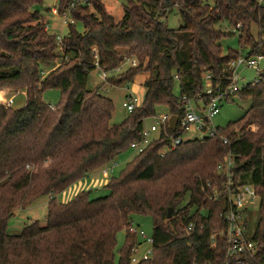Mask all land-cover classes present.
<instances>
[{
  "label": "trees",
  "instance_id": "obj_1",
  "mask_svg": "<svg viewBox=\"0 0 264 264\" xmlns=\"http://www.w3.org/2000/svg\"><path fill=\"white\" fill-rule=\"evenodd\" d=\"M75 1L57 0L55 6L70 20L60 49L43 15L33 9L43 0H0V99L4 89L25 93L19 109L0 105V264H115L116 255V264H131L141 245L129 232L133 215L150 217L153 226L152 260L138 264H225L224 239L216 237L214 249L210 245L211 236L225 229V201L211 196L222 183L216 168L227 155L234 179L256 187L260 197L252 228L253 214L247 221L256 252L246 260L264 264V70L255 83L226 99L251 105L237 121L216 127L215 137L185 139L171 149V137L181 133L161 128L118 177L108 180L106 196L90 199L87 189L67 203L56 201L139 142L143 121L158 108L180 120L183 97L197 108L205 105L204 75L212 90L223 92L231 81V61L241 53L264 57V5L259 0H126L116 21L101 0L71 8ZM174 9L182 24L169 29L166 17ZM232 36L238 50H225L220 43ZM126 58L136 65L103 82L120 87L145 75L143 99L111 126L112 101L99 94L100 86L87 89V79L97 67L110 72ZM53 89L60 91V101L51 110L42 95ZM42 197L48 199L44 225L28 222L9 233L13 213ZM121 230L126 235L117 251Z\"/></svg>",
  "mask_w": 264,
  "mask_h": 264
},
{
  "label": "built area",
  "instance_id": "obj_2",
  "mask_svg": "<svg viewBox=\"0 0 264 264\" xmlns=\"http://www.w3.org/2000/svg\"><path fill=\"white\" fill-rule=\"evenodd\" d=\"M91 0H76L70 5L72 8L75 3L87 4ZM264 5V0H259ZM52 12L56 15V9L53 8ZM63 18V22L67 19V13L64 12L60 15ZM46 29L47 25H46ZM62 35H56V43L59 48H62ZM264 57L257 55L255 57H247L245 54H240L235 60L231 61L228 65V69L231 72V81L229 86L223 91L212 90L209 75L203 76L204 92L209 97V101L200 107H196V103L186 97L182 98L184 114L182 118L177 120L175 129L178 128L181 136L171 137L170 147L175 148L182 141L189 132L195 131L200 133L199 140L204 138H213L217 135L216 127L211 124V119L215 117L221 108V104L226 101L228 97L240 92L238 84L244 82L245 78L238 74L240 67L244 69H250L256 75V78L250 84L257 81L260 74L263 72L264 67L262 62ZM136 61L131 58H126L119 68H116L110 72H104L98 67L96 69L98 77L102 81H106L107 78L115 76L121 73V69L124 66L134 67ZM97 66V65H96ZM142 98H138L133 95L125 96L121 103V107L126 113H132L142 103ZM51 110L54 107L50 106ZM172 115L169 113L156 115L151 118L152 123L147 124L143 121V128L141 132V140L137 143H133L130 146V151L133 154L141 153L145 147L150 143L151 139L161 128L169 127V119ZM185 135V136H184ZM224 145L228 144L225 138H222ZM233 160L227 155L223 158L222 162L218 164L216 168L217 174L222 178V183L219 189L213 191L211 198L218 200L222 198L225 201V211L222 214V220L225 224L224 231L219 234L211 236L212 249L215 248L216 237L223 238L226 244V262L225 264H250L246 259L252 258L256 252V245L251 240V234L248 232L247 221L251 214L257 210L260 197L258 195L256 187L253 185L245 184L240 185L237 180L234 179L232 173ZM107 177V171L102 172ZM63 193H67L63 192ZM64 195V194H63ZM75 196V195H74ZM191 230V225L188 227ZM131 234L137 235L141 240V245H138L134 250L131 257V264H138L140 262H150L152 260L153 252V240L151 237H147L142 231H138L134 226L130 228ZM145 245L146 249L142 254L138 255V249Z\"/></svg>",
  "mask_w": 264,
  "mask_h": 264
},
{
  "label": "rangeland",
  "instance_id": "obj_3",
  "mask_svg": "<svg viewBox=\"0 0 264 264\" xmlns=\"http://www.w3.org/2000/svg\"><path fill=\"white\" fill-rule=\"evenodd\" d=\"M106 11L109 12L116 21L120 20L123 14V5H125L126 0H101ZM57 4V0H43L41 5L35 6L33 9L39 11L47 24L48 32L52 35H62L65 36L68 31V24L70 23L69 19L63 22V18L60 15L52 14L53 8H55ZM182 24L178 11L174 9L171 11L169 15L166 17V25L169 29H177ZM76 30L79 33L83 32V26L79 23L75 24ZM222 47L226 50L227 48L232 50H238L237 45V37L232 36L228 37L221 41L220 43ZM262 66L264 67V61L262 62ZM127 66H124L121 69V72ZM238 74L241 77L245 78L244 82H240L238 84V88L240 92L248 85L250 82L256 78L254 72L250 69H244L240 67L238 69ZM145 75L137 76L136 80L132 84H124L120 87L110 86L107 83H104L97 75V71L92 72L87 79V89L93 90L96 87L100 86L99 94L102 97L108 98L113 103V113L111 115V120L109 124L117 125L119 124L126 116V112L121 107V103L124 100L125 96L133 95L138 98L143 97L144 88L142 86V81L145 79ZM104 83V84H103ZM2 96L0 99V105L5 106L11 109H19L23 107L25 104V93L24 90L17 91L14 89H4L2 90ZM173 93L177 96L179 93L178 86H175ZM42 101L46 105H50L51 107H56L60 101V91L53 89L48 90L43 93ZM250 101H241L238 97H234L231 102H223L221 104V108L219 113L211 119V124L214 127L224 129L229 123L237 121L245 111L250 107ZM157 115L166 114V110L164 108L157 109ZM153 120H147V124L150 125ZM185 136V135H184ZM200 133L192 131L187 134L184 139H199ZM133 158L132 151H126L125 153L119 155L112 164L107 166L105 169L107 171V177L105 178L102 171L97 170L88 174V176L83 179L84 183H76L74 186L67 189V193H62L56 197V201L58 203H67L69 202L74 195L79 193L80 191H91L90 199H98L106 196L108 191L104 189V186L108 182L109 179L118 177L120 172L124 169L126 163H128ZM50 164L49 161L46 163ZM92 181H95L93 184ZM84 184V186H83ZM82 189V190H80ZM64 194V195H63ZM48 199L46 197H42L32 205L24 208L23 210H16L13 213V217L8 222V232L11 234L19 232L24 225L28 222L37 221L40 226H43L45 223V215H46V204ZM252 214L251 219V228L254 225L255 221V213ZM131 223L138 230L142 231L147 237L152 236L153 226L150 217L141 216V215H133L131 217ZM125 231L121 230L116 235V250L118 251L124 245L125 240ZM146 249L145 245H142L138 249V255L142 254V252ZM118 256H115V264L117 263Z\"/></svg>",
  "mask_w": 264,
  "mask_h": 264
},
{
  "label": "water",
  "instance_id": "obj_4",
  "mask_svg": "<svg viewBox=\"0 0 264 264\" xmlns=\"http://www.w3.org/2000/svg\"><path fill=\"white\" fill-rule=\"evenodd\" d=\"M177 120L178 119H177L176 116H171V118L169 119V128L171 130H175V126H176ZM171 214H172V210L169 208L168 211H167V219L171 218Z\"/></svg>",
  "mask_w": 264,
  "mask_h": 264
},
{
  "label": "crops",
  "instance_id": "obj_5",
  "mask_svg": "<svg viewBox=\"0 0 264 264\" xmlns=\"http://www.w3.org/2000/svg\"><path fill=\"white\" fill-rule=\"evenodd\" d=\"M52 12V11H51ZM52 14H54L53 12H52ZM54 15H56V14H54ZM136 80V79H135ZM144 81V80H143ZM143 81H142V83H143ZM78 183H80V182H78ZM81 183H84L83 182V180L81 181ZM92 183L94 184L95 183V181H92ZM74 186V185H73ZM83 186H84V184H83ZM80 190H82V189H80Z\"/></svg>",
  "mask_w": 264,
  "mask_h": 264
}]
</instances>
